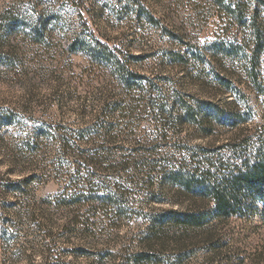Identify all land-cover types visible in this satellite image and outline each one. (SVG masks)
Listing matches in <instances>:
<instances>
[{"label":"rangeland","instance_id":"obj_1","mask_svg":"<svg viewBox=\"0 0 264 264\" xmlns=\"http://www.w3.org/2000/svg\"><path fill=\"white\" fill-rule=\"evenodd\" d=\"M237 1L0 0V183L38 172L39 166L49 169L48 158L58 156L59 149L51 131L83 123L88 118L84 114L92 111L99 97L117 100L121 96L122 87L109 69L106 80L91 82L87 77L96 66L88 62L85 52L69 50L75 38H88L92 31L133 54L154 53L132 66L147 76H158L163 94L175 91L198 100L203 110L206 102L224 110L226 124L207 132L181 119L177 106L172 107L176 112L172 120L166 109L157 120L166 123L170 144L162 141L153 158L172 157L181 165L184 154L171 148L180 140L207 147L214 161L222 157L226 173L228 165H237L240 158L258 157L260 151L251 142L264 138V42L256 53L254 44L246 45L242 39L244 20L251 18L259 0H252L242 25L231 13ZM36 28L41 32L38 37ZM171 52L183 58H173ZM253 71L259 84L250 79ZM165 101L171 108V97ZM134 129L125 142L120 137L110 144L106 139L97 143L112 149L116 168L106 175L132 180L126 184L124 219L110 225L103 210L94 216L93 211H79L75 205L42 203L67 184L53 175L35 179L28 196L3 192V183L0 204L12 205L0 212V264H59L61 260L119 264V253L130 256L139 250L150 220L172 209L207 217L202 226L187 231L168 227L161 244L152 243L156 264H264V203L219 219L212 212L215 203L210 196L185 192L157 171L149 175V167L136 170L133 162L129 168L121 167L123 157L153 160L144 149L151 148L163 131L153 115L141 124L136 119ZM34 142L39 149L32 151L29 143ZM136 146L142 151L135 152ZM242 149L247 155L240 154ZM149 176H154L153 184H148ZM242 197L253 199L249 194ZM92 229L101 234L93 235Z\"/></svg>","mask_w":264,"mask_h":264},{"label":"trees","instance_id":"obj_2","mask_svg":"<svg viewBox=\"0 0 264 264\" xmlns=\"http://www.w3.org/2000/svg\"><path fill=\"white\" fill-rule=\"evenodd\" d=\"M251 3L252 0L251 2L239 0L234 4V7H231L233 18L239 25H242L245 12L250 8ZM252 10L251 18L244 20L245 28L242 40L246 45L254 44V52L258 53L262 42H264V23L261 21V19L264 20V0L257 1ZM85 26H88L86 22ZM35 33L36 37L41 35L40 29L36 28ZM69 45L71 52H85L88 62L96 66L94 69L91 68L92 72L87 77L91 82L106 80L110 75L107 71L109 69L111 74L117 78L118 85L122 87L121 96L117 100L99 97L97 105L92 107L89 114H84L87 112L86 107L81 108V113L84 116L88 115L83 123L67 129L60 125L59 129L51 131L53 137L59 141V149L58 156L48 158L51 159L48 164L49 169L45 170L39 166L37 171L42 174L30 172L28 176L20 177L17 180L7 178L0 185L5 183L2 185L3 192L28 196L32 192L35 179H39L43 175H53L67 184L59 194L52 198L49 197V199L45 198L42 203L49 207L52 205L59 207L75 205L79 207V211L84 209L93 211L94 216L103 210V213L106 212L105 215L110 217L112 221L110 225H112L125 217L126 184L127 181L131 182L132 180H127V176L113 179L106 175L109 172L112 173L116 165L112 160V149L105 144H97L98 141L106 139L105 141L109 143L110 140H119L121 137V141L125 142L124 140L133 135L136 130L134 129L136 119L141 124L144 117L153 115L156 126L163 128L161 138L154 140L148 150L144 149L149 151V157L153 158L159 154L162 141L170 144L167 139L169 129L166 128V123L162 121L159 123L157 120L158 115L166 109H168V118L172 120L176 117V112L174 109L172 110V107L177 106V109L181 111V119L184 118L185 121L197 125L201 130L206 129L207 132L217 129L220 123L226 124L227 121L223 119L225 114L221 106L213 102H206L207 110H203L200 102L195 99L191 100L189 95L177 94L170 90L168 94H163L158 76H147L141 70L133 69L134 62L140 64L154 53L133 54L118 43L111 44L109 39H102L94 31L89 34L88 38L82 35L75 38ZM171 56L183 58L180 53L176 52H171ZM253 72L250 79L259 84V77L255 71ZM168 97H171L173 103L171 108L166 105L165 100ZM212 114H215L214 120ZM117 130L119 132H116ZM255 142H251V147L254 149L258 147L260 155L251 159L244 156L247 155V152L242 149L243 154H240L244 157L240 158L237 165H228L229 173L223 171L225 165L222 157L214 161L207 147L203 148L182 140L177 144L171 143V148L184 154L181 165H177L172 157L160 160L137 157L132 159L133 161L123 157L119 163L121 167L129 168L128 166L133 162L136 170L149 167V175L157 171L161 178L166 179L170 184L180 186L185 192L192 191L204 198L210 196L215 203L212 212L217 218L223 219L238 214L242 210H250L257 202L264 203V138L259 137ZM38 144V142L29 143V146L32 151H35L39 149ZM135 149V152L142 151V148L137 146ZM187 155L188 157H186ZM219 176L222 177L221 180H219ZM151 178L154 176H149L148 184L154 183V179L151 180ZM246 194H249L253 199L246 200V197H242ZM11 205L12 203L0 204V212L2 213V210ZM206 217L207 214L202 212H182L179 209L162 210L160 214L155 215L153 220H150L145 230V240L139 244V250L132 251L130 256L121 251L119 256L122 260L119 264L159 263L157 259L155 261L152 259L155 256L152 243L155 241L160 243L167 233L168 227L187 231L189 227L202 226ZM5 221L6 219L2 220L1 225L5 224ZM95 224L98 228V223ZM91 232L95 236L101 234L96 229H92ZM62 261L59 264H64Z\"/></svg>","mask_w":264,"mask_h":264}]
</instances>
